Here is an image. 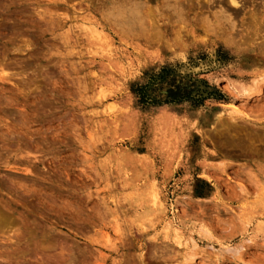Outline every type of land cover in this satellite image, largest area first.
<instances>
[{"label":"rangeland","instance_id":"obj_1","mask_svg":"<svg viewBox=\"0 0 264 264\" xmlns=\"http://www.w3.org/2000/svg\"><path fill=\"white\" fill-rule=\"evenodd\" d=\"M236 1L0 0V264H264V0Z\"/></svg>","mask_w":264,"mask_h":264},{"label":"bare ground","instance_id":"obj_2","mask_svg":"<svg viewBox=\"0 0 264 264\" xmlns=\"http://www.w3.org/2000/svg\"><path fill=\"white\" fill-rule=\"evenodd\" d=\"M187 1V0H186ZM220 2V1H219ZM225 2V1H224ZM111 3V2H110ZM229 3L231 4V5H229L230 7H232V8H234L233 6H237L238 5V2L236 1V0H229ZM115 4V3H114ZM136 5V4H135ZM226 5V4H225ZM212 7V6H211ZM225 9V8H224ZM148 12V11H147ZM150 15V14H149ZM151 16V15H150ZM140 19H141V17H140ZM149 19H151L152 20V17L151 18H149ZM201 19V18H200ZM258 20V19H257ZM121 21V20H120ZM256 21V20H255ZM263 23V22H262ZM250 24V23H249ZM261 24V23H260ZM82 25V24H81ZM153 25V24H152ZM252 26V25H251ZM262 26V25H261ZM88 28V27H87ZM153 29V28H152ZM262 29V28H261ZM94 32V31H93ZM92 32V33H93ZM96 32V31H95ZM97 33V32H96ZM153 33V32H152ZM98 34V33H97ZM237 36V35H236ZM249 39H251V38H249ZM248 39V40H249ZM245 41V40H244ZM255 41V40H254ZM241 42V41H240ZM246 44V43H245ZM254 45V44H253ZM258 46V45H257ZM242 108V107H241ZM240 108V109H241ZM110 110V109H109ZM232 111L233 112H231V113H233L234 115H237V114H240V111L238 110V109H236V107L235 108H233L232 109ZM162 118V117H161ZM173 119H175V118H173ZM189 123V122H188ZM181 124V123H180ZM182 129V128H181ZM159 131H162V132H168L167 131V126H165V124L164 125H160L159 126V129H158ZM164 150H165V154L163 153V155H166V153H167V151L169 152V154H173V152L175 151V147H174V145H172V144H170V146H166V147H164L163 148ZM152 186V185H151ZM148 196H149V198H151L152 199V204H157V202H158V200H159V193L154 189V188H152L151 189V191L148 193ZM117 225V224H116Z\"/></svg>","mask_w":264,"mask_h":264}]
</instances>
